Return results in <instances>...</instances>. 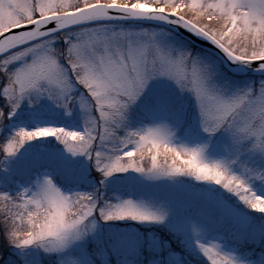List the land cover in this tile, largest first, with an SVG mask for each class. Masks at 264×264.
<instances>
[{
	"label": "snow or ice",
	"instance_id": "1",
	"mask_svg": "<svg viewBox=\"0 0 264 264\" xmlns=\"http://www.w3.org/2000/svg\"><path fill=\"white\" fill-rule=\"evenodd\" d=\"M114 18L127 23H113ZM149 19L186 31L228 61L264 73V0H0V97L7 105L0 109V120L12 116L26 97L31 103L34 94L47 96L66 113L78 106L84 124L82 131L20 127L0 150L12 156L26 141L52 136L69 153L93 160L104 178L129 169L149 178L188 175L220 185L264 213V196L230 171L242 153L264 155V79L231 92L217 86L204 59L166 42L167 33L160 29L139 24ZM161 77L192 94L200 130L209 140L217 132L226 134L233 159H206L208 141L172 143L174 129L163 121L130 126L131 108L142 97L145 109L169 103L163 93L145 96L149 83ZM191 160L199 167L193 168ZM244 171L264 180V173ZM100 200L96 192L64 195L44 175L35 190L23 188L15 196L0 191V215L20 219V210L34 205L27 218L32 227L24 233L9 231L8 240L20 248L40 241L54 249L91 231L96 213L103 220L164 218L132 199ZM197 244L210 264H237L218 245Z\"/></svg>",
	"mask_w": 264,
	"mask_h": 264
},
{
	"label": "rangeland",
	"instance_id": "2",
	"mask_svg": "<svg viewBox=\"0 0 264 264\" xmlns=\"http://www.w3.org/2000/svg\"><path fill=\"white\" fill-rule=\"evenodd\" d=\"M157 29L167 33L163 37L166 42L177 43L189 49L193 56L204 59L214 73L212 81L229 92L264 79V73L243 77L228 74L214 56L192 47L167 29ZM154 93H163L169 103L145 109L142 97L131 108L132 128L163 121L174 129L172 143L191 146L208 141L206 159L234 158L229 154L226 134L217 132L209 140L200 130L190 92L181 93L174 81L161 77L149 83L145 96ZM30 98L31 103L26 97L12 116L0 120V145L20 127L55 126L82 131L84 124L78 106L66 113L47 96L33 94ZM0 109H7L3 97H0ZM236 159L230 171L241 175L257 195L264 196V180L244 171L246 167L256 174L264 173V155L252 151ZM44 175L51 177L64 193L96 192L101 196V204L104 200L115 203L117 198L132 199L163 213L164 218L103 220L96 213L91 231L57 249L40 243L17 247L9 242L0 226V264H209L197 241L218 245V251L232 256L237 264H264V213L246 206L220 185L212 190L188 175L149 178L131 169L104 178L93 160L83 154L69 153L52 136L26 141L12 156L0 150V191L15 196L23 188L35 190L36 180Z\"/></svg>",
	"mask_w": 264,
	"mask_h": 264
},
{
	"label": "water",
	"instance_id": "3",
	"mask_svg": "<svg viewBox=\"0 0 264 264\" xmlns=\"http://www.w3.org/2000/svg\"><path fill=\"white\" fill-rule=\"evenodd\" d=\"M113 21H121V22H127L124 21L120 18H114ZM139 23H149V24H155V25H159V26H163L169 30H171L172 32H174L175 34H177L178 36H180L181 38H183L184 40L188 41L189 43H191L193 46H195L198 49H201L209 54H211L212 56H214L215 58H217L224 66V68L232 75L234 76H248L254 73H262L260 71L255 70L254 68L247 66V65H243V64H239L236 62H231L228 61L218 50H216L215 48H213L207 41L202 40L200 38H194L190 33L183 31L179 28H176L174 26L171 25H167L163 22L154 20V19H149V20H143L140 21ZM202 183L212 189V190H216L217 189V185L214 183H210V182H205L202 181ZM190 264H197L194 262H191Z\"/></svg>",
	"mask_w": 264,
	"mask_h": 264
},
{
	"label": "clouds",
	"instance_id": "4",
	"mask_svg": "<svg viewBox=\"0 0 264 264\" xmlns=\"http://www.w3.org/2000/svg\"><path fill=\"white\" fill-rule=\"evenodd\" d=\"M193 166V168L199 167V162L196 160H191L188 162ZM207 171V170H205ZM64 195H70V193H64ZM30 195V193H29ZM46 207V205H42ZM35 208L34 205H29L27 209L20 210L22 211V216L20 219L14 220L12 218V215H0V226H2L5 229V236L8 239V232L9 231H15L19 233L27 232L32 226L27 222V218L29 216V213ZM0 211H3L0 209ZM36 211L39 212L40 217H43L44 213L40 212L39 209H36ZM37 217H32V219H36ZM55 226V225H54ZM37 243H40V241H37ZM210 264V262H209Z\"/></svg>",
	"mask_w": 264,
	"mask_h": 264
},
{
	"label": "trees",
	"instance_id": "5",
	"mask_svg": "<svg viewBox=\"0 0 264 264\" xmlns=\"http://www.w3.org/2000/svg\"><path fill=\"white\" fill-rule=\"evenodd\" d=\"M113 23H116V24H126L127 22H121V21H112ZM140 25H144V26H154V27H157V28H164V29H167V28H165V27H163V26H159V25H155V24H149V23H139ZM167 30H169V29H167ZM169 31H171V30H169ZM172 32V31H171ZM172 33H174V32H172ZM175 34V33H174ZM177 35V34H176ZM178 36V35H177ZM180 37V36H179ZM181 38V37H180ZM181 39H183V38H181ZM184 40V39H183ZM186 41V40H185ZM186 42H188V41H186ZM189 43V42H188ZM192 47H194V48H196L195 46H193L191 43H189ZM196 49H198V48H196ZM198 50H200V51H203V50H201V49H198ZM205 52V51H204ZM227 72V71H226Z\"/></svg>",
	"mask_w": 264,
	"mask_h": 264
}]
</instances>
